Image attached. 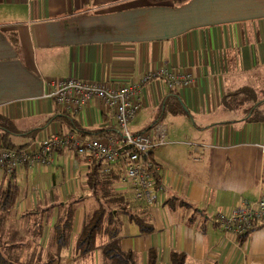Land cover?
I'll use <instances>...</instances> for the list:
<instances>
[{
	"label": "crops",
	"instance_id": "1",
	"mask_svg": "<svg viewBox=\"0 0 264 264\" xmlns=\"http://www.w3.org/2000/svg\"><path fill=\"white\" fill-rule=\"evenodd\" d=\"M160 70L189 74L192 81L169 87L165 76L153 75L138 94L130 129L154 135L158 125L165 128L164 143L150 152L164 189L161 203L148 205L134 199L130 184L115 183L116 191L132 193L130 213L151 228L142 232L121 214L120 248L132 252L135 264H150L152 257L153 264H171L174 252L183 254L182 264H264V224L236 239L217 223V214L241 199H264V0H0V114L16 129L5 137L11 145L55 133L116 137L114 112L102 100L65 111L44 96L49 83L74 77L131 85ZM244 88L251 98L236 94ZM90 160L59 148L50 164L14 172L19 195L7 215L11 222L0 226H14L11 239L22 240L4 247L24 245L31 220L36 230L27 233L36 258L93 264L99 249L94 264H105L104 237L86 254L74 248L90 203L76 227L73 218L68 244L56 249L54 239L58 212L71 205L75 215L92 198ZM100 165L106 173L121 169ZM27 211L36 216H24Z\"/></svg>",
	"mask_w": 264,
	"mask_h": 264
},
{
	"label": "built area",
	"instance_id": "2",
	"mask_svg": "<svg viewBox=\"0 0 264 264\" xmlns=\"http://www.w3.org/2000/svg\"><path fill=\"white\" fill-rule=\"evenodd\" d=\"M153 75L165 76L169 87L176 83L188 86L192 81L189 74L168 70L146 74L139 84L131 85L108 86L74 77L51 81V90L44 96L54 100L65 111H75L93 98L102 100L114 112L117 136L85 139L72 133H55L45 139H34L22 147L0 146V170L11 174L24 165H48L57 149L70 148L79 155L101 162L106 169L120 164L122 175L119 182L133 187L134 199L148 205L155 201L161 203L164 186L160 167L152 160L150 152L164 143L165 128L158 125L154 135L130 129L134 113L141 106L138 94ZM217 223L236 239L246 236L253 228L264 224V199H241L229 212L218 213Z\"/></svg>",
	"mask_w": 264,
	"mask_h": 264
},
{
	"label": "trees",
	"instance_id": "3",
	"mask_svg": "<svg viewBox=\"0 0 264 264\" xmlns=\"http://www.w3.org/2000/svg\"><path fill=\"white\" fill-rule=\"evenodd\" d=\"M186 1L188 0H148V2L154 4L162 2L182 4ZM238 93L249 96L250 98L252 96L251 90L247 88L242 89L241 92H236V94ZM67 115V112L62 113V116ZM260 118L264 119V116ZM0 130L2 131V146L22 147L26 145L15 146L5 142L6 134L15 133L16 129L12 122L1 114ZM100 164L101 162L96 160H90L89 162L90 171L87 175V185L96 206L84 216L80 231L75 240V252L78 254H86L93 251L96 247V238L100 235L107 238V241H103L100 245L105 264H135L132 252L123 251L119 246V233L123 225V222L120 220V215L126 214L132 220H135L142 232H147L151 228L146 226L140 218H136L134 214L130 213V204L133 202L129 199V196L127 197L130 192L123 193L115 190L114 185L120 179L121 169H119V166L117 165L118 168H113L111 172L106 173L100 169ZM18 195L19 187L15 181V174L3 173L0 183V224L8 212L14 207ZM37 212L36 210V214ZM26 215L36 216L34 211H27L24 216ZM73 218L74 208L71 205L62 208L58 212L53 228L56 249H60L68 244L72 233ZM4 243L3 245L0 243V264H30L20 262L18 257L12 253V246L6 248L4 247ZM1 246L4 247L5 251L1 250ZM52 259L47 258V260L39 261L37 264H47L46 261ZM183 259V254L174 252L171 256V264H182ZM150 264H153V257L151 258Z\"/></svg>",
	"mask_w": 264,
	"mask_h": 264
},
{
	"label": "rangeland",
	"instance_id": "4",
	"mask_svg": "<svg viewBox=\"0 0 264 264\" xmlns=\"http://www.w3.org/2000/svg\"><path fill=\"white\" fill-rule=\"evenodd\" d=\"M23 140V139H22ZM21 140V141H22ZM87 199H89V201L87 200ZM84 202H85V204H79L80 206H78V207H76L77 209H76V214L74 215V220H75V227L77 226V223H78V220L80 219L81 220V217L80 216H82V215H84V213L86 214V211L88 212V211H90V208H87V207H90V206H88L89 205V203L91 204V206L94 208L95 206H96V203H95V201H94V199H93V197L91 198H87ZM94 201V202H93ZM80 208H82L81 210H80V212H81V214H79V209ZM93 210V209H92ZM7 215H9V214H7ZM7 215H6V217L3 219V221H2V223H3V225L4 224H8V222H11V219L13 218V216H11L10 215V219L8 220V222L6 223V221H7ZM121 218H123V216H121ZM27 220H29V218H27ZM33 220V219H32ZM30 221L31 220H29V223H26L27 225V228H26V230H24V234H25V237H24V241H25V243H24V245H21V244H19V246L18 247H15L14 249H13V251H12V253L13 254H16V255H18L19 256V260H20V262H22V263H30V264H37L39 261H42L44 258H36V251H37V246H36V243H34V240H32V239H28L29 238V235H28V233L29 232H34L35 230H36V222L34 223L33 221H31V223H30ZM14 226H11V227H4V228H2L1 226H0V240H1V242L2 241H4V240H6L5 241V243L6 242H8V243H10V242H16V240H18V241H20V240H22V239H20V238H18V239H16V238H14V239H11V237H10V235H12V230L14 229L13 228ZM28 232V233H27ZM5 233V234H4ZM3 234V235H2ZM1 235H2V239H1ZM243 237H245V236H242L241 238H243ZM103 241L104 242H106L107 241V238L105 237L104 239H103ZM102 241V242H103ZM36 242V241H35ZM4 243V244H5ZM1 250L2 251H5V249H4V247L3 246H1ZM51 250V249H50ZM100 250L98 249V250H96V254H95V256L96 257H94V258H91L92 259V261H93V264H94V260H95V258H98V252H99ZM91 261V262H92Z\"/></svg>",
	"mask_w": 264,
	"mask_h": 264
},
{
	"label": "water",
	"instance_id": "5",
	"mask_svg": "<svg viewBox=\"0 0 264 264\" xmlns=\"http://www.w3.org/2000/svg\"><path fill=\"white\" fill-rule=\"evenodd\" d=\"M125 148H128V147H125ZM124 149V148H123Z\"/></svg>",
	"mask_w": 264,
	"mask_h": 264
}]
</instances>
